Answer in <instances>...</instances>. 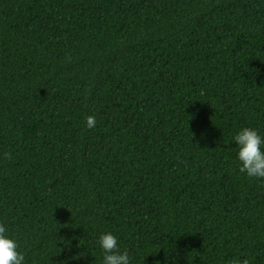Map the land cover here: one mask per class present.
I'll return each mask as SVG.
<instances>
[{"label":"trees","instance_id":"16d2710c","mask_svg":"<svg viewBox=\"0 0 264 264\" xmlns=\"http://www.w3.org/2000/svg\"><path fill=\"white\" fill-rule=\"evenodd\" d=\"M93 115L96 126L87 128ZM264 0H0V221L26 264H264Z\"/></svg>","mask_w":264,"mask_h":264},{"label":"clouds","instance_id":"9594fccd","mask_svg":"<svg viewBox=\"0 0 264 264\" xmlns=\"http://www.w3.org/2000/svg\"><path fill=\"white\" fill-rule=\"evenodd\" d=\"M85 126L94 128L96 118L86 117ZM236 144V160L239 172L248 178L264 179V132L256 127H240L232 135ZM96 244L102 252L100 264H133V257L127 249H122L118 237L112 231L100 232ZM0 264H26L25 253L16 235L5 221H0ZM229 264H251L249 258H236Z\"/></svg>","mask_w":264,"mask_h":264}]
</instances>
